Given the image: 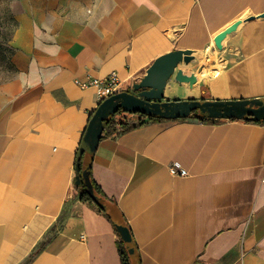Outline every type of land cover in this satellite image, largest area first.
Here are the masks:
<instances>
[{
    "label": "crops",
    "instance_id": "1",
    "mask_svg": "<svg viewBox=\"0 0 264 264\" xmlns=\"http://www.w3.org/2000/svg\"><path fill=\"white\" fill-rule=\"evenodd\" d=\"M261 13L264 0H18L17 72L0 85V264H121L114 224L80 200L76 154L93 149L91 178L140 264H264V121L122 131V112L99 137L86 132L102 101L92 79L131 90L170 51H216L234 23L217 94L203 83L194 99L263 98ZM174 163L187 174L172 175Z\"/></svg>",
    "mask_w": 264,
    "mask_h": 264
},
{
    "label": "water",
    "instance_id": "2",
    "mask_svg": "<svg viewBox=\"0 0 264 264\" xmlns=\"http://www.w3.org/2000/svg\"><path fill=\"white\" fill-rule=\"evenodd\" d=\"M264 17V13L259 15ZM249 20L253 17H249ZM239 23H234L218 34L214 39L217 50L223 49V42L227 34L236 30ZM195 60L191 50H173L155 59L146 69L145 75L132 84L131 91H121L102 100L92 114V119L87 127V134H96L98 137L104 130L107 121L118 111L133 115H142L148 118L160 117L164 120H181L189 117L190 113L197 111V116L207 119H237L259 122L264 120V97L258 99L243 100H205V99H165L164 92L168 81L182 85L191 82L195 78L194 73L186 74L179 69L183 62L185 65ZM93 150L86 153L82 160L81 180L86 188V193L98 209L103 211L119 235V238L127 246L131 264H140V257L134 239L129 228L124 224L121 214L106 200L93 191L90 179L91 161ZM82 152L79 153V156ZM79 169V167H78ZM76 169V172H78Z\"/></svg>",
    "mask_w": 264,
    "mask_h": 264
},
{
    "label": "rangeland",
    "instance_id": "3",
    "mask_svg": "<svg viewBox=\"0 0 264 264\" xmlns=\"http://www.w3.org/2000/svg\"><path fill=\"white\" fill-rule=\"evenodd\" d=\"M17 10L18 0H0V85L15 79V74L17 72L14 60L16 50L15 47H13V45L11 44L13 33L15 32V28L17 26L15 18V13ZM214 54L215 57L212 59V61L209 62L207 66H204L205 69L210 68L214 63L220 64L221 69L226 66L229 58L226 59L222 57V53L221 51L219 53V50H216ZM198 56L199 55L197 54L195 60L187 65L182 62L179 65V69L181 68V70L187 71L186 73L194 72L196 74V72L200 71L202 68L199 64L197 58ZM170 81L171 83L177 84L176 82H174L173 78H171L169 82ZM202 87L204 88L205 86L202 85ZM128 115L129 114H124L121 117L124 118V120L126 118V124H134L139 120L144 121L141 117L138 118L137 121H134L132 119L128 120ZM121 118H117V121L115 120L114 122L118 123V121H121ZM81 156L82 155H80L79 158H81Z\"/></svg>",
    "mask_w": 264,
    "mask_h": 264
},
{
    "label": "bare ground",
    "instance_id": "4",
    "mask_svg": "<svg viewBox=\"0 0 264 264\" xmlns=\"http://www.w3.org/2000/svg\"><path fill=\"white\" fill-rule=\"evenodd\" d=\"M214 46L211 45L205 51L199 53L198 61L201 65V70L196 72L195 78L191 82L182 83V86L171 83L167 84V90L165 96L173 99H182V98H196L199 94L200 84L206 83L211 85L213 93L217 94L219 86H221L219 76L222 74L221 65L214 63L208 69H205L204 66H207L210 61L215 57Z\"/></svg>",
    "mask_w": 264,
    "mask_h": 264
},
{
    "label": "trees",
    "instance_id": "5",
    "mask_svg": "<svg viewBox=\"0 0 264 264\" xmlns=\"http://www.w3.org/2000/svg\"><path fill=\"white\" fill-rule=\"evenodd\" d=\"M123 111V110H122ZM122 111H118L116 112L114 115H117V114H120ZM114 115H112L111 117H113ZM110 117V118H111ZM140 117V115H139ZM189 117H194L196 119H200V120H206L207 118H204V117H199V116H189ZM187 117V118H189ZM144 121L142 120H139L137 121V123H134V124H123L122 125V131L125 130V131H128V130H132V129H136L142 125H144L145 123L147 122H157V121H164V119L160 118V117H153V118H148V117H141ZM264 121V120H262ZM112 123V118L107 121L106 123V126L111 124ZM82 160L83 158H77V154H76V158H75V163L74 165L76 166V169H78V172H77V175H79V178L81 179V176H80V172H81V167H82ZM90 179H91V184H92V187H93V191L98 194L102 199L106 200V197L105 195L102 193V191L100 190L99 186L97 185V183L95 182V180H93L91 178V174H90ZM79 195H80V200L83 201V202H86L88 203L90 206L92 207H96L97 210H99L100 212H102L106 217H108L103 211H101L100 209H98V207L96 206L95 203H93L91 201V199L89 198V195H87L86 193V188L84 187L83 185V181L81 182V185L79 187ZM123 219V218H122ZM124 222V220H123ZM126 224V223H124ZM127 227L129 228L128 224H126ZM129 231H130V228H129ZM130 234H131V231H130ZM132 236V235H131ZM135 242V240H134ZM137 248V246H136ZM117 251H118V254L120 255V259H121V264H131V259H130V256L128 254V251H127V246L124 244L123 241H121L119 239V241L117 242Z\"/></svg>",
    "mask_w": 264,
    "mask_h": 264
},
{
    "label": "built area",
    "instance_id": "6",
    "mask_svg": "<svg viewBox=\"0 0 264 264\" xmlns=\"http://www.w3.org/2000/svg\"><path fill=\"white\" fill-rule=\"evenodd\" d=\"M93 85L97 90V95L100 100L106 99L107 97L120 93L121 91H126V87L115 78V76L110 77L106 80L92 79L90 85ZM132 89V88H131ZM169 171L174 176H185L187 174L185 169H182L178 164L174 163L169 166Z\"/></svg>",
    "mask_w": 264,
    "mask_h": 264
},
{
    "label": "flooded vegetation",
    "instance_id": "7",
    "mask_svg": "<svg viewBox=\"0 0 264 264\" xmlns=\"http://www.w3.org/2000/svg\"><path fill=\"white\" fill-rule=\"evenodd\" d=\"M128 91H131V90H128ZM196 115H197V111H193L190 113L189 116H196ZM140 117H145V116L140 115Z\"/></svg>",
    "mask_w": 264,
    "mask_h": 264
}]
</instances>
